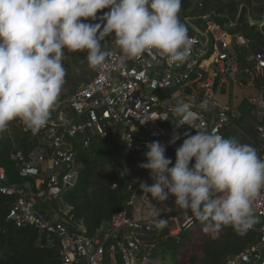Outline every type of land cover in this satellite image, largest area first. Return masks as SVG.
I'll return each instance as SVG.
<instances>
[{
  "label": "built area",
  "instance_id": "2783aa9c",
  "mask_svg": "<svg viewBox=\"0 0 264 264\" xmlns=\"http://www.w3.org/2000/svg\"><path fill=\"white\" fill-rule=\"evenodd\" d=\"M179 17L192 40L190 55L179 67L170 66L155 50L136 59H127L119 49L110 50L112 55L106 66L97 69L96 75L74 95L60 94L48 124L37 134L15 120L24 131L41 135L47 146L37 147L28 155L13 151V158L20 163V176L34 178L36 182L1 185L4 194L17 197L8 219L19 227L31 224L56 233L62 246L61 264H106L107 254L116 263L117 250L124 264H153L150 255L141 252L135 233L150 232L161 218L167 220L171 234L195 228L199 223L182 210L146 217L145 210L153 212L160 202L150 194L139 193L138 180L129 185L128 205L134 207L133 214L127 210L117 212L99 235H90L85 224L73 222L71 215L67 221L73 222L72 225L62 221V216L69 215L70 207L49 214L41 204L60 201L64 191L73 188L80 179L77 151L65 144V136H83V146L87 147L92 136L107 137L116 132L132 152L145 153L147 143L159 141L167 145L166 151L176 153L187 135H195L196 128H201L242 144H247L245 140L250 138L251 142L264 146V94L257 90L254 97L247 99L255 106V114L246 124L240 105H222L216 98L228 87L250 88L256 75L264 76V48L250 53L255 67H245L240 52L249 48V39L244 33L231 32L214 20H208L202 27L192 16L179 13ZM205 99L209 100L207 110L200 107ZM179 104H187L193 111L192 127L176 126L180 118L174 109ZM174 132L180 139L169 145ZM2 138L3 133L0 145ZM141 163L139 160L138 164ZM6 179L5 169L0 167V183ZM153 183L152 179L149 185ZM113 187L117 188L118 183ZM253 212L256 222L251 229L258 228L261 238L255 245L230 256L228 264H264V189L253 201Z\"/></svg>",
  "mask_w": 264,
  "mask_h": 264
},
{
  "label": "clouds",
  "instance_id": "9594fccd",
  "mask_svg": "<svg viewBox=\"0 0 264 264\" xmlns=\"http://www.w3.org/2000/svg\"><path fill=\"white\" fill-rule=\"evenodd\" d=\"M181 5L182 0H0V134L14 120L34 135L48 124L65 84V50L86 52L88 66L103 69L112 54L102 50L101 40L113 36L127 59L155 50L179 67L192 47L179 17ZM106 8L102 23L85 22ZM200 107L207 110L209 100ZM174 110L177 127H192L189 105ZM196 130L176 149L174 164L167 145L147 143L146 162L139 167L154 183L142 182L140 188L159 202L174 196L177 208L210 236L226 226L244 234L256 222L253 201L264 189V159L250 144ZM179 139L174 132L169 145ZM166 224L161 218L156 227Z\"/></svg>",
  "mask_w": 264,
  "mask_h": 264
},
{
  "label": "trees",
  "instance_id": "16d2710c",
  "mask_svg": "<svg viewBox=\"0 0 264 264\" xmlns=\"http://www.w3.org/2000/svg\"><path fill=\"white\" fill-rule=\"evenodd\" d=\"M108 11L110 9H103L97 13L96 20L89 19L85 22L102 23L99 17ZM179 13L192 16L202 27L208 20H214L231 32L244 33L249 39V48L240 52L241 61L245 67H255L250 53L260 47L264 48V0H182ZM257 22H260V26H257ZM101 46L102 50L108 52L119 49L113 36L101 40ZM64 57L69 59L63 61L66 77L60 94L71 97L96 75L97 69L88 66L86 52L70 53L65 50ZM254 88L264 94V76L256 75ZM239 109L243 118L245 115L254 118L255 106L247 100L240 104ZM83 139V136H65L64 139L66 145L77 151L79 181L73 188L64 191L60 201L41 206L49 214L70 207L69 215L62 216V221L69 225L74 221H82L90 235H99L117 212L127 210L133 214L134 207L128 205L129 185L151 177L149 171L140 168L138 164L139 160L146 162L144 153L130 151L116 132L107 137L92 136L87 147L83 146ZM245 142L264 155L262 144L253 143L250 138H246ZM46 146L41 135L34 136L24 131L15 120L10 122L0 145V167L5 169L7 176L6 181L0 183V188L2 184L22 186L28 182L35 185L34 178L20 176V163L13 158L12 153L19 150L28 155L35 148ZM47 155L50 156L49 150ZM166 156L175 163L176 153L166 151ZM114 183H118L117 188L113 187ZM16 198L15 195H7L0 190V264H61L62 246L56 233L31 224L19 227L8 219ZM70 215L73 222L67 221ZM202 227L199 222L195 228L171 234L167 224L162 229L155 225L148 233L135 234L142 253L149 254L152 260L160 256L170 257V264H228L230 256L255 245L261 238L258 228L241 234L231 226H226L213 237L206 234ZM198 231L206 238L195 247L194 236ZM116 255V263H112L109 254L105 263L124 264L120 251L117 250Z\"/></svg>",
  "mask_w": 264,
  "mask_h": 264
},
{
  "label": "rangeland",
  "instance_id": "374dc122",
  "mask_svg": "<svg viewBox=\"0 0 264 264\" xmlns=\"http://www.w3.org/2000/svg\"><path fill=\"white\" fill-rule=\"evenodd\" d=\"M257 26H260V22H257ZM252 57V56H251ZM65 59H69V57H64L63 61ZM257 94V90L254 88V86L250 88L246 87H240V86H234L233 88L228 87L227 91L225 93H218L216 95L217 100L220 102L222 105H233L235 107L239 106L245 99H251ZM249 116L245 115L244 117V124L248 122ZM152 181V179H143L141 182H147L148 184ZM141 188L139 184V193H141ZM175 197L170 196V198L165 201V202H160L158 207L153 211L149 212L148 210H145L144 215L148 218H154L157 215H160L162 213H166L168 211H172L175 213L176 211H179L180 209L177 208L175 204ZM205 235L201 232H195L194 236V245L199 246L204 240H205ZM194 247V250L196 249ZM190 255V253L188 254ZM187 255V256H188ZM171 263V258L170 257H163L160 256L156 259H153V264H170Z\"/></svg>",
  "mask_w": 264,
  "mask_h": 264
}]
</instances>
